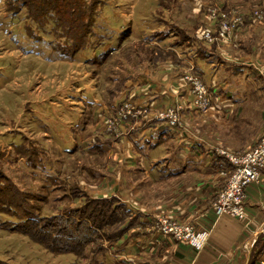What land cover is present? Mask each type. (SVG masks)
<instances>
[{
    "label": "rangeland",
    "instance_id": "obj_1",
    "mask_svg": "<svg viewBox=\"0 0 264 264\" xmlns=\"http://www.w3.org/2000/svg\"><path fill=\"white\" fill-rule=\"evenodd\" d=\"M6 1L0 0V164L25 203L42 216L66 210L108 215L111 223L90 221L96 229L88 243L94 264H117L130 249L121 255L132 256L149 225L152 233L171 237L163 231L164 219L192 223L175 217V206L166 202L179 200L176 195L188 188L208 190L213 182L220 188L223 168L193 164L166 173L165 160L183 154L189 137L204 141L202 154L215 148L224 163L225 153L242 152L258 140L264 130V0H103L93 38H106L101 32L108 30L114 43L103 58V46H71L66 54L53 48L49 34L28 36L22 25L29 21L28 8L12 0V12ZM27 1L33 4L29 14H60L79 27L83 0ZM231 59L246 64L236 90L235 80L224 78L232 67L223 68L213 84L219 70L214 65ZM212 62V69L203 66L208 74L196 68ZM225 94L229 101L220 97ZM160 123L173 135L149 147L146 158L141 150L151 141L139 127L149 132ZM98 142H105V150L91 147ZM9 180L10 188L0 182L6 206L20 197ZM104 198L129 212L116 221L99 201ZM10 219L0 213V222ZM2 227L8 226L0 225L1 263L78 264L74 244H63L71 249L64 251L61 239L47 245V236L35 230L31 237Z\"/></svg>",
    "mask_w": 264,
    "mask_h": 264
},
{
    "label": "crops",
    "instance_id": "obj_2",
    "mask_svg": "<svg viewBox=\"0 0 264 264\" xmlns=\"http://www.w3.org/2000/svg\"><path fill=\"white\" fill-rule=\"evenodd\" d=\"M225 61L227 62L214 65V68L218 65L219 70L216 76H214V78L212 77L213 84L214 82L216 83L215 78L217 80L219 79L218 77L220 76V71L222 72L223 68L232 67V71H227V73L229 72V75L224 78H232L231 80H235L231 84V89L236 90V85L240 78L236 76L241 74L240 72L242 70L244 71V66H246V64L232 59ZM197 64L196 68L199 66V69L205 75L208 74V71L204 68L205 65L212 69L214 62L210 64ZM223 81L219 80L218 83L221 84ZM227 86L229 85L227 84ZM77 94L71 93V96L74 99H77ZM83 94L84 92H81L80 97ZM236 95L238 96V94ZM240 96L241 95L238 97L240 98ZM220 97L226 98L227 101H229L226 94L223 96L221 95ZM240 120H244L243 115L240 116L239 121ZM140 128L141 127H139L140 135L141 133L147 135V138L151 141H147L148 148L143 147V150H141L144 154L148 152L144 156L146 158H148L149 147L153 148L157 144L166 143L171 135H173L171 130H169L163 123L158 124L149 132H142ZM263 131H261V133ZM260 134L258 136H260ZM104 143L105 142H98L96 146L91 147H96L98 150L103 151L105 150ZM203 145H205L204 141L198 139L197 137H189L185 141L186 149L183 148L185 152L181 155L179 154L178 156L173 157V159L169 158L167 161L165 160L166 166L163 167V170H165L166 173L170 172L177 174L179 172H185V166L193 164L196 167L198 165L202 167L210 165L212 167V164L213 166H216L214 164H218L219 166L217 167L222 168L227 166L216 162L215 155L218 153H216L215 148H205L204 151H206V154L200 153L198 149H201ZM250 145L251 143L249 146ZM166 147L167 145H165V148ZM138 148H140L139 145ZM190 148L196 149L195 155H192ZM162 158L163 157L159 159L161 160ZM141 160H143V157H141ZM151 161L152 158L150 159V163ZM151 165L150 169L154 170ZM157 169L160 170L159 167H157ZM202 169L204 170L206 168L204 167ZM215 186H217V188L213 189ZM198 189L199 188H188L179 195H176L180 198L179 200L170 197L165 205L169 208L173 205L175 206L176 210H172L171 213L178 219L190 221L198 229L210 228L207 244L204 245L201 250L197 251L188 243L175 240L172 237L152 233L150 229L151 225H149L148 234H142L139 232L145 237L137 239L136 242L140 245L136 246L137 249L134 254L132 256L121 255L131 249L120 253L117 258L119 260L117 264H170L171 262H177L179 264H253L264 247V173L258 183L248 184L245 188V220L229 215H221L218 219L214 220L211 210V201L214 198L212 197V194L215 195L219 189L218 184L213 182L212 187L208 190H205L204 187H200V191ZM167 207L164 208L167 209ZM134 209L135 212L141 211L138 210L139 208L136 209V207ZM133 233L135 236L136 232ZM128 235L130 234H127L126 237H128ZM143 251H146L147 254Z\"/></svg>",
    "mask_w": 264,
    "mask_h": 264
},
{
    "label": "trees",
    "instance_id": "obj_3",
    "mask_svg": "<svg viewBox=\"0 0 264 264\" xmlns=\"http://www.w3.org/2000/svg\"><path fill=\"white\" fill-rule=\"evenodd\" d=\"M12 0H7L4 5L7 10L12 11V7H10V2ZM19 2V1H18ZM22 4L25 5L28 8V11L32 10V5L27 0H21ZM103 2V0H83L82 6L83 9L77 11L78 18L76 21L79 22V27H74L73 25H69L67 22L62 18V15L56 14V13H50L46 14L45 16H38V14L35 12H32L29 14L27 12V16L29 18L28 22H23L22 25L24 29L26 30V33L30 37H43L47 34L51 36L50 43L56 50L62 52V53H68L72 52L70 50L71 46H103V48H99V56L104 53L102 58L106 56L109 52V48L111 46H114V43L110 41L111 34L108 30L106 32H101L104 34H108V36L105 38L101 37L94 40L93 36L94 33H97L96 28L100 29V26L96 24V17H99L100 10H97V6L100 5V3ZM16 11V8H14ZM77 22V23H78ZM98 26V27H97ZM72 28L73 31L71 30ZM78 28V29H77ZM119 30V29H117ZM68 34V35H66ZM80 34V36H79ZM67 42V43H66ZM69 44V45H67ZM100 58V59H102ZM214 154V153H213ZM215 160L217 163H222L224 165H229V163H224L222 157L220 155H215ZM1 163V162H0ZM6 173L3 171L2 165L0 164V182L6 187L10 188L11 186L7 183V181L10 179L9 177H6ZM11 183L12 181L9 180ZM7 183V184H6ZM1 184V185H2ZM14 192L16 193L18 197V200L16 203L11 204L10 206H6V201L0 196V213H4L11 217L9 221H1L0 225H7L8 227H2L9 230H18L21 232L28 233L29 235L32 233L31 230H35L38 233L42 235L47 236V245H50L52 242H56L57 240L61 239V246L63 244H74V246H71V248L76 254V263L78 264H92L95 263V254L92 248L88 245V243L95 239L96 237H93L95 235V228L94 225L90 223L97 221L105 220L106 224L111 223L108 221H112V219L108 215H101L98 216H92V214L84 213L81 211V213L75 214L73 213L74 210H66L65 212L57 213L53 216H42L41 212L37 210V207L34 205H30L25 203V196L23 195V192L19 191V189L16 187V184L14 185ZM4 186H0V190L2 191ZM26 196V192H24ZM33 195V194H31ZM104 204V207L109 211V215L116 218V221L119 220V218H122V215L125 214L127 211L129 212V208L124 204V206L119 203L117 204V207L122 209L121 214L119 215L120 210L114 205L115 199H101L99 200ZM87 203V202H86ZM5 204V205H4ZM26 204V205H25ZM82 208H85L84 205ZM85 211V210H84ZM111 211V212H110ZM70 215V216H69ZM85 218H82V216ZM14 218V219H13ZM89 218V221L86 219ZM107 219V221H106ZM101 223V222H100ZM103 223V222H102ZM60 224V225H59ZM66 225V226H65ZM98 226V224H97ZM71 232V235L68 234ZM63 233H65L63 235ZM53 234V235H52ZM72 236V238L65 237V235ZM32 237V235H30ZM91 236V237H90ZM34 239V237L32 238ZM35 240V239H34ZM53 250L51 247H48V249ZM64 251L71 250L67 248L66 246H63ZM93 263V264H94ZM0 264H10V263H1Z\"/></svg>",
    "mask_w": 264,
    "mask_h": 264
},
{
    "label": "built area",
    "instance_id": "obj_4",
    "mask_svg": "<svg viewBox=\"0 0 264 264\" xmlns=\"http://www.w3.org/2000/svg\"><path fill=\"white\" fill-rule=\"evenodd\" d=\"M229 166L221 169L225 178L211 206L217 216L229 215L239 219L246 218L245 188L248 184L258 183L264 173V131L253 146L242 152L225 153ZM166 221L163 231L178 241L186 242L199 251L205 245L210 230L198 229L189 222ZM254 264H264V251Z\"/></svg>",
    "mask_w": 264,
    "mask_h": 264
}]
</instances>
